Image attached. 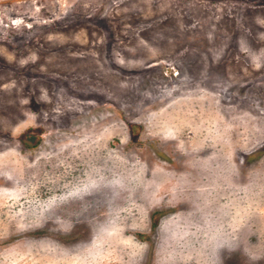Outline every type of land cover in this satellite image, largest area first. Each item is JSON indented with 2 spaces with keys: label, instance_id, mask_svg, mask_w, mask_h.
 I'll use <instances>...</instances> for the list:
<instances>
[{
  "label": "rangeland",
  "instance_id": "374dc122",
  "mask_svg": "<svg viewBox=\"0 0 264 264\" xmlns=\"http://www.w3.org/2000/svg\"><path fill=\"white\" fill-rule=\"evenodd\" d=\"M0 264H264V0H0Z\"/></svg>",
  "mask_w": 264,
  "mask_h": 264
}]
</instances>
